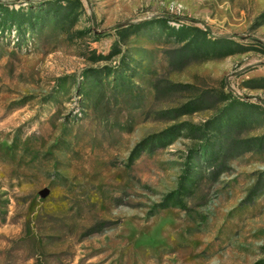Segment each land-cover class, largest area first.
<instances>
[{"label":"rangeland","instance_id":"obj_1","mask_svg":"<svg viewBox=\"0 0 264 264\" xmlns=\"http://www.w3.org/2000/svg\"><path fill=\"white\" fill-rule=\"evenodd\" d=\"M263 9L0 0V264H264Z\"/></svg>","mask_w":264,"mask_h":264},{"label":"trees","instance_id":"obj_2","mask_svg":"<svg viewBox=\"0 0 264 264\" xmlns=\"http://www.w3.org/2000/svg\"><path fill=\"white\" fill-rule=\"evenodd\" d=\"M259 16H261V21L264 22V9L260 11ZM180 30H182V28H176L175 29V31H177V32H179ZM193 30H194L195 34L201 35L202 41L205 39V37H204L205 35H203L204 33L202 30H200L199 28H196V27H193ZM205 42L211 48L212 53H214V51H217L220 47L223 46L221 39H217V38H214L212 40H206ZM184 46H187V44ZM187 53L189 56H192V58L196 57V53H195L193 48H190L189 52L185 51V52L179 53V57H183V55H185ZM224 53L225 52H222L221 54H217V55H223ZM192 102L193 101L186 102L185 104H183L179 108L172 110L174 112V115H179V114L195 111L198 108V106H195V104H191ZM170 139H171V134H169V132L167 130V131H163L160 134L154 135L153 140H149V141H150V144L155 143V145L163 146V145L167 144L168 141H170ZM145 141H147L146 138L142 139L140 141V144L144 143Z\"/></svg>","mask_w":264,"mask_h":264}]
</instances>
